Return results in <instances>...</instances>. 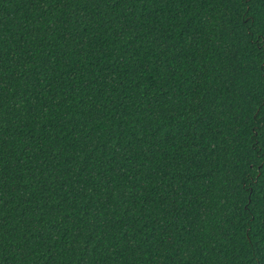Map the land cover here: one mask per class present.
I'll list each match as a JSON object with an SVG mask.
<instances>
[{
    "label": "trees",
    "instance_id": "trees-1",
    "mask_svg": "<svg viewBox=\"0 0 264 264\" xmlns=\"http://www.w3.org/2000/svg\"><path fill=\"white\" fill-rule=\"evenodd\" d=\"M0 264H264V0H0Z\"/></svg>",
    "mask_w": 264,
    "mask_h": 264
}]
</instances>
